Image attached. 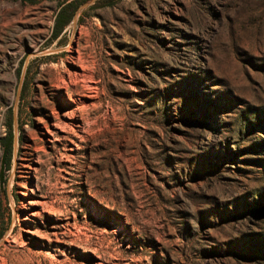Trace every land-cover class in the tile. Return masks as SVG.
Wrapping results in <instances>:
<instances>
[{"label": "rangeland", "instance_id": "obj_1", "mask_svg": "<svg viewBox=\"0 0 264 264\" xmlns=\"http://www.w3.org/2000/svg\"><path fill=\"white\" fill-rule=\"evenodd\" d=\"M70 1L0 0V264H264V0Z\"/></svg>", "mask_w": 264, "mask_h": 264}, {"label": "trees", "instance_id": "obj_2", "mask_svg": "<svg viewBox=\"0 0 264 264\" xmlns=\"http://www.w3.org/2000/svg\"><path fill=\"white\" fill-rule=\"evenodd\" d=\"M76 1H70L59 5L57 15H55L54 25L51 39H56L62 33L65 26L72 20L76 14ZM6 132L4 137L0 139L1 160L4 167H8L9 159L12 154V146L14 145V134L11 123L5 125ZM3 167V168H4Z\"/></svg>", "mask_w": 264, "mask_h": 264}]
</instances>
